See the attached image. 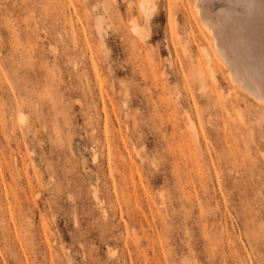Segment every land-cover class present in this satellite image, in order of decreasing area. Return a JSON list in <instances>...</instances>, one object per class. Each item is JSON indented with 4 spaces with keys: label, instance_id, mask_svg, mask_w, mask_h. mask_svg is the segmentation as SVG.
<instances>
[{
    "label": "rangeland",
    "instance_id": "obj_1",
    "mask_svg": "<svg viewBox=\"0 0 264 264\" xmlns=\"http://www.w3.org/2000/svg\"><path fill=\"white\" fill-rule=\"evenodd\" d=\"M193 4L0 0V264H264V108Z\"/></svg>",
    "mask_w": 264,
    "mask_h": 264
},
{
    "label": "bare ground",
    "instance_id": "obj_2",
    "mask_svg": "<svg viewBox=\"0 0 264 264\" xmlns=\"http://www.w3.org/2000/svg\"><path fill=\"white\" fill-rule=\"evenodd\" d=\"M151 8L149 0H140L146 23ZM193 8L232 87L264 108V0H194ZM135 25L134 34L146 38Z\"/></svg>",
    "mask_w": 264,
    "mask_h": 264
}]
</instances>
